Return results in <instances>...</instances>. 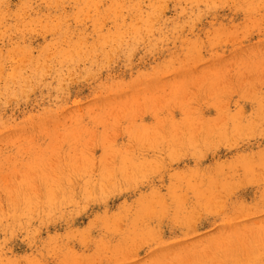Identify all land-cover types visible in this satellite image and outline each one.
<instances>
[{"label": "rangeland", "instance_id": "1", "mask_svg": "<svg viewBox=\"0 0 264 264\" xmlns=\"http://www.w3.org/2000/svg\"><path fill=\"white\" fill-rule=\"evenodd\" d=\"M0 9V264H264V0Z\"/></svg>", "mask_w": 264, "mask_h": 264}, {"label": "bare ground", "instance_id": "2", "mask_svg": "<svg viewBox=\"0 0 264 264\" xmlns=\"http://www.w3.org/2000/svg\"><path fill=\"white\" fill-rule=\"evenodd\" d=\"M3 6H5V3H4V5ZM2 12H3V10H1L0 9V13L2 14ZM0 14V19H2V15ZM3 17H4V15H3ZM5 18V17H4ZM2 22H6L5 20H2ZM2 22H0V23H2ZM3 24V23H2ZM4 25V24H3ZM62 30H64V28H62ZM62 33H60V35L58 36V39H62L63 38V35H61Z\"/></svg>", "mask_w": 264, "mask_h": 264}]
</instances>
